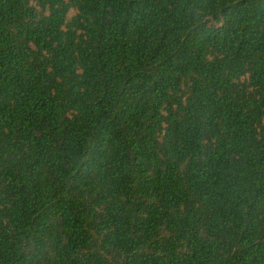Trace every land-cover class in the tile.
Returning <instances> with one entry per match:
<instances>
[{
  "label": "trees",
  "instance_id": "1",
  "mask_svg": "<svg viewBox=\"0 0 264 264\" xmlns=\"http://www.w3.org/2000/svg\"><path fill=\"white\" fill-rule=\"evenodd\" d=\"M0 264H264V0H0Z\"/></svg>",
  "mask_w": 264,
  "mask_h": 264
}]
</instances>
